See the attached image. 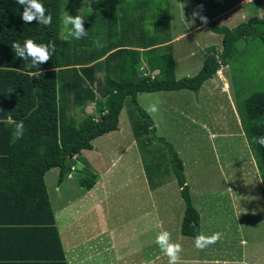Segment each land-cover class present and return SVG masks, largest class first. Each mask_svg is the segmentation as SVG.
I'll return each mask as SVG.
<instances>
[{
  "label": "trees",
  "instance_id": "trees-1",
  "mask_svg": "<svg viewBox=\"0 0 264 264\" xmlns=\"http://www.w3.org/2000/svg\"><path fill=\"white\" fill-rule=\"evenodd\" d=\"M64 1L41 0L45 14L50 12L52 16L51 23L44 26L35 19L23 22V6L16 0H0V178L4 182L6 215L0 232L11 235L27 251L24 255L2 256L0 264H66L43 176L56 168L57 185L73 174L79 187L90 190L95 175L72 170L71 159L92 150L94 139L117 130L126 99L139 117L131 120L128 115L136 142L159 141L168 149L169 169L184 204L179 233L197 238L200 215L191 202L183 163L171 145L156 136L151 118L137 103V94L197 93L221 67H230L236 61V43L243 39L249 48L256 43L264 53V0L252 3L255 9H261V16L254 14L233 28L216 25L203 10L206 26L221 36V48L207 47L198 72L180 79L174 74L165 0L160 6L155 0H84L89 9L88 20L83 22L87 36L68 41L63 39L64 33L59 35ZM66 1L67 7L70 2L83 0ZM147 26L151 30L147 31ZM26 39L37 44L51 41L55 51L37 68L26 67L27 62L16 57L11 48L12 42ZM142 72L148 76H142ZM90 104L94 105L93 114L82 117L79 123L67 114L69 107L83 112ZM235 105L264 184V147L253 142V137L264 136V91L236 97ZM20 120L24 133L11 143V133ZM162 164L160 158L144 163L152 190L162 182Z\"/></svg>",
  "mask_w": 264,
  "mask_h": 264
},
{
  "label": "rangeland",
  "instance_id": "rangeland-1",
  "mask_svg": "<svg viewBox=\"0 0 264 264\" xmlns=\"http://www.w3.org/2000/svg\"><path fill=\"white\" fill-rule=\"evenodd\" d=\"M155 1L158 6L161 5L162 0ZM243 1L200 0L201 5L198 6L197 0H165L164 8L169 11L170 34L175 37L182 36L172 46L176 59V79L191 77L198 72L207 47L214 46L218 50L221 48V36L213 33L206 26V21L200 18L203 17V10L216 25L233 28L254 14L261 16V9H255L251 2ZM66 2L65 0L61 11L60 36L64 33L63 19L66 13L73 17L79 15L83 22L89 17L86 1L70 2L67 7ZM149 30L151 29L147 26V31ZM190 30L191 33L185 34ZM247 42L245 39L237 42L236 61L230 67L220 68L219 73L214 75L221 81L219 95L211 92L213 81L206 82L199 94L188 90L176 91V98L181 97L182 101L171 104L161 102V96L154 100L151 95H140V101L145 108L143 110L150 114L157 127L156 136L169 143L183 163L191 202L200 215V236L204 237L200 242L201 246H196V238L184 237L179 233V217L181 218L184 211V204L169 169L168 149L159 141L139 145L134 139L132 143V128L128 115L131 120H138L139 117L126 99L118 122L120 131L123 132L120 133L122 138L115 135L112 141L111 138L115 134L112 132L103 134L92 142L104 155L99 162L103 172L106 171L103 178L105 186L100 193L104 196L107 191L106 198L110 205L108 207L105 202L97 209L89 210L83 207L82 217L73 214L76 219L74 221L78 220L81 229L79 236L91 238L89 232H92L93 226L96 225L101 233L112 230L122 237L119 238L115 250L107 252L101 250L102 246L98 240H91L86 245V254L91 260H87L89 263L86 264H142L148 255L149 264H169L168 255L159 263L153 257V252H156L158 246V214H161L159 209L163 200L167 201L170 207L168 211L172 210V217L167 219L168 224L165 226L168 233L167 242L178 246L179 250L174 254L185 259V263L205 261L211 255L222 259L228 254H238L240 251L247 262L264 264V184L241 129L235 105L236 97L244 98L251 92L264 91V53L258 44L252 43L249 48ZM192 51L196 52L190 58L189 52ZM196 104L197 108H194ZM92 107L86 106L83 112L79 108L69 107L67 114L79 123L82 117L93 114ZM185 111L193 112L194 117L189 120ZM141 151L148 154L143 155ZM157 158L163 163L159 178L164 184L160 190H148L143 174L138 169V163L143 160L144 163L150 164ZM80 170L86 172L87 169ZM55 174L56 178L51 180ZM72 178L61 187L60 194L65 195L59 200L62 203L68 201L71 208L82 200L81 192L76 195L72 192L73 187L79 188L77 178L74 175ZM56 180L57 169H52L47 186L51 200L55 203L57 193L53 191V187ZM115 190L116 194L110 195ZM145 207H149L148 212L142 215L140 210ZM71 218L70 211H62L57 220L58 228L64 224V230L69 229L67 234L65 231L61 232L64 245L69 250L66 251L65 261L66 264H82L78 257L84 252L83 248L78 246L80 241L77 242L76 232L79 228L73 226L70 229ZM237 221L240 223V235L245 242L241 250L223 240L227 235L235 233L233 226ZM131 223L134 226L130 228ZM76 228L77 231L74 232ZM70 231L76 236L70 234ZM234 236L236 238L237 234ZM105 237L106 235H102L100 240ZM212 237L215 239L212 240ZM94 242L97 249L90 252ZM226 244L231 247H225ZM235 244L236 242H233V245ZM176 261L175 259L173 264H180Z\"/></svg>",
  "mask_w": 264,
  "mask_h": 264
},
{
  "label": "crops",
  "instance_id": "crops-1",
  "mask_svg": "<svg viewBox=\"0 0 264 264\" xmlns=\"http://www.w3.org/2000/svg\"><path fill=\"white\" fill-rule=\"evenodd\" d=\"M244 1L253 3V0H244ZM191 32L192 31L190 30V31H187L185 34H188V33H191ZM181 37H182L181 35L176 36V37L172 35L171 36V38H172L171 46H173L175 41H178V39H180ZM197 48H198V46H197ZM196 51L189 52V57L192 58ZM172 54H173V62H174V74H175V61H176V59H175V56H174L175 53H174L173 47H172ZM199 68H198V70H199ZM217 73H219V70L217 71ZM175 78H176V75H175ZM209 81L210 82H212V81L214 82L212 84V87H211V89H212L211 92H214V93L216 92V94L219 95L220 94L219 88L221 87V81L216 79L215 76H213L211 79L205 81L203 83V85L206 82H209ZM202 86L200 87L199 91L197 92L198 94L203 90ZM180 91H183V90H180ZM170 92H173V93L171 94ZM175 92L176 91H159V92H154V93H139V94H137V103H138L139 107L142 110L145 109L143 103H141V101H140V95L141 94L151 95V96H153L154 100H157V98H159V96H161L160 97L161 98L160 99L161 102H165L166 101L169 104H171L172 102H175V103L176 102H181L182 98L181 97L176 98V93ZM91 105H93V104H90V107H92ZM92 108L94 109V107H92ZM194 108H197V104L194 106ZM191 109H192V107H191ZM145 112L151 118L150 114L147 111H145ZM185 113L187 114L186 118H189V120H191L194 117V116H192L193 112L191 113V112L185 111ZM152 122H153L155 130H156L155 134H157V127H156V125H155L153 120H152ZM113 132L115 134L111 138L112 141L115 138V135H117V137H119V138H122L120 133H123V132L120 131L119 124L117 126V130L113 131ZM109 133H112V132H109ZM126 133L128 134V131H126ZM131 139H132V143H134V138L132 137ZM110 143H112V142H110ZM92 145H94V144L92 143ZM141 153L143 155L148 154V152H146V151H144V152L141 151ZM103 157H104V155L100 152V150H98L97 146L94 145L92 150L82 151L79 155H77V156H75V157H73L71 159V161H72L71 166H73L74 171H76V170L82 171L80 169H87L86 172H89V173L95 175V177H96L94 185L88 191L87 190H83L82 188H80L78 186V184H77V186L79 188H77V187L74 188L73 187V189H72L73 191L72 192L75 193V195L79 194V192L82 193L81 194L82 195V200L77 203V206L75 205L72 208L70 206H68V204H69L68 201H65V202L62 203L59 200L63 199L64 198L63 196L65 195V193H64V195L60 194L61 187L64 184H67L68 182H70L73 179L72 178L73 174H70V175L66 176L64 178L63 182L60 185H57V183L54 184L53 191L57 193V195H55L56 203L51 200L52 197L50 195V192L48 191V186H47V180L49 179V172L52 171V169L49 170L48 172H46L45 175L43 176V181H44V184H45V187H46V190H47L48 199H49V202H50V207H51V210H52V213H53V217H54V220H55V226H56L58 234H59V238H60V241H61L62 249L64 251V256L66 258V251H69L67 249V247H65L64 242H63L62 237H61V232L65 231L64 230V226H66V225L63 224V226H61V228H58L57 220L60 218L62 211L63 212L70 211L71 217H72L71 218L72 223L70 225V229L73 228V226H77V228H79L78 231H77V228H76V230H74V232L77 231L76 232L77 233V242L80 241L78 246H79V248H83V251H84L81 255L78 256L80 258V262H82V264L89 263V261H87V260H91V258L89 259V257H87V254H86L87 253L86 245L88 243H90L91 240H98L101 243V246H102L101 250L104 251V252H107V251H112L113 249L115 250V248H116L115 246H117V244L119 243V238L122 237V236H119V233H116L115 231L113 232L112 230L109 231L108 233H101V230L98 229L96 225L93 226V228H92L93 231L89 232V235H92L91 238H87L86 236H79V233H81V229H80V226L77 223L78 220H77V222H75L74 220H76V219L73 217L75 214L82 217L83 216V207H85L86 210H89L91 208L97 209L98 207L104 205L105 202H106V205H108V207H109L110 204H109V202H108V200L106 198L107 195H108L107 191L103 194L104 196H101V193H100V190L104 189V186H105L103 178H104V175H105L106 171L103 172V169H101L100 165H99L100 159L103 158ZM106 158H108V153H106ZM143 166H144V162L142 160V161H140L138 163V169L143 174V178H144L143 180L147 184L146 186L148 187V190H151L149 188V186H148V183H147V180H146V177H145V174H144ZM54 169H56V168H54ZM57 174H58V169H57ZM55 178H56V174L54 176L52 175L51 180H54ZM169 181H172V180H169ZM3 183H4L3 180L0 178V226L5 224V218H6L5 209H4V206H3L4 205V199H5L4 191L2 189ZM162 184H164V183L161 182V184L158 185V187L155 188L154 190H160ZM175 185H176V182H175ZM116 192H117V190L112 191L110 193V195L111 194L115 195ZM102 197H105V199L102 198ZM180 199H181V197H180ZM85 200L87 201V204H85ZM55 209H57L59 212L57 210H55ZM80 209H81V211H80ZM148 209H149V207H145L144 210H140V213L142 212V215H144L145 213L148 212ZM169 209H170V207L168 206L167 201L163 200V204L161 206V209H159V213H161V214L160 215L158 214L157 231H158L159 234L162 233V232H166V227L165 226H166V223H167V219L172 217L171 216L172 210L168 211ZM56 211L58 212V215L56 214L57 213ZM182 215H183V213H182ZM182 215H181V218L179 217V219H182ZM32 216L35 217L34 215H32ZM32 216H30L28 218L29 219L33 218ZM20 219L24 220L26 218L25 217H20ZM24 225H30V224H27L25 222ZM129 226L131 228L134 225L131 223V224H129ZM233 227L235 229V233H231V234L227 235V237H225L223 240L225 242H228L229 244H231L232 247L241 250L243 248V245L245 244V242L243 240V237L240 235V233H241L240 232V223H238V221H237V223ZM179 229H180V224H179ZM68 231H69V229H68ZM68 231H65L64 233L67 234ZM69 233L75 235V233H71V231ZM235 234H237L236 238L234 236ZM102 235H106L104 240L103 239L100 240V237ZM200 235L201 234L199 233V236ZM231 236H233V237H231ZM128 237H129V235H128ZM180 238H182V237H180ZM0 240H2V242H0V257L5 256V255H9V254L24 255L27 252L22 246H20V244H18V243H16L14 241V238L11 235H8L7 233H1L0 232ZM116 240H118V242H116ZM73 242H74V236H73ZM233 242H236V244L233 245ZM95 243L96 242H94L93 243V247H91V249H89L90 252L92 250L95 251L97 249V247L94 246ZM229 244H226L224 246L225 247H229L230 246ZM240 246H241V248H240ZM211 249H214V248L211 247ZM147 251L149 252V248H147ZM153 253H154L153 257H155L154 259L157 260L158 263L162 260V258L164 260L165 257H166L165 252L161 249V247L159 245L157 246L156 252L154 251ZM207 255H209V254H207ZM153 260H152V262H153ZM176 260H177L176 262H178L180 264H187L188 263V262L185 263V259H183V258H181L179 256L176 257ZM200 263L201 264H252V263L247 262L246 259H244L243 255L241 254L240 251H239L238 254H233V255H229L228 254L227 257L222 258V259H220L218 256L211 255L208 259H205V261H199L198 263H195V264H200ZM142 264H149V255L147 256V258L145 260L142 261Z\"/></svg>",
  "mask_w": 264,
  "mask_h": 264
},
{
  "label": "clouds",
  "instance_id": "clouds-1",
  "mask_svg": "<svg viewBox=\"0 0 264 264\" xmlns=\"http://www.w3.org/2000/svg\"><path fill=\"white\" fill-rule=\"evenodd\" d=\"M16 3L23 6V12L20 14L23 22H31L34 19L38 25L47 26L51 23L52 16L49 12L45 14V8L41 0H16ZM193 15H197L193 13ZM204 20V17H200ZM63 39L68 40H80L82 37L87 36V31L83 28V19L77 15L75 17L68 15L67 13L63 19ZM12 51L16 57H19L22 61H26V67L37 68L39 64H43L48 61L55 51V45L50 41L48 44H37L31 39H26L23 43L12 42ZM24 133V122L22 120L15 123V127L11 133V143H15ZM253 142L264 147V136L253 137ZM73 167V166H72ZM74 170V168H71ZM204 237L198 236L196 238V246H201V240ZM215 237H212L214 240ZM168 233L162 232L156 237L157 244L170 257L169 264H173L176 259L175 252L179 250L178 246L169 244Z\"/></svg>",
  "mask_w": 264,
  "mask_h": 264
},
{
  "label": "built area",
  "instance_id": "built-area-1",
  "mask_svg": "<svg viewBox=\"0 0 264 264\" xmlns=\"http://www.w3.org/2000/svg\"><path fill=\"white\" fill-rule=\"evenodd\" d=\"M143 67L140 68V70H142ZM142 76H148V73L147 72H142L141 73ZM153 75L154 74H150L149 76H151V78H153Z\"/></svg>",
  "mask_w": 264,
  "mask_h": 264
},
{
  "label": "water",
  "instance_id": "water-1",
  "mask_svg": "<svg viewBox=\"0 0 264 264\" xmlns=\"http://www.w3.org/2000/svg\"><path fill=\"white\" fill-rule=\"evenodd\" d=\"M197 4H198V6H200V5H201V2H200V0H197Z\"/></svg>",
  "mask_w": 264,
  "mask_h": 264
},
{
  "label": "bare ground",
  "instance_id": "bare-ground-1",
  "mask_svg": "<svg viewBox=\"0 0 264 264\" xmlns=\"http://www.w3.org/2000/svg\"><path fill=\"white\" fill-rule=\"evenodd\" d=\"M201 8V7H200ZM261 169V168H260Z\"/></svg>",
  "mask_w": 264,
  "mask_h": 264
}]
</instances>
